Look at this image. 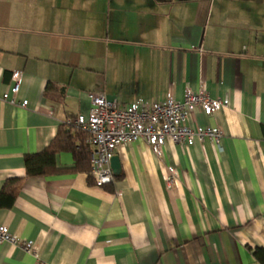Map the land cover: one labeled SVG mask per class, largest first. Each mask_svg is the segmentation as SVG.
<instances>
[{
  "label": "crops",
  "instance_id": "obj_1",
  "mask_svg": "<svg viewBox=\"0 0 264 264\" xmlns=\"http://www.w3.org/2000/svg\"><path fill=\"white\" fill-rule=\"evenodd\" d=\"M14 70L25 107L1 100ZM185 87L230 100L189 118L218 126L221 149L124 143L103 187L70 151L56 154L62 171L25 176L24 156L86 114L89 94L125 105ZM9 178L22 180L0 225L35 253L3 241L0 264H264V0H0V190Z\"/></svg>",
  "mask_w": 264,
  "mask_h": 264
},
{
  "label": "built area",
  "instance_id": "obj_2",
  "mask_svg": "<svg viewBox=\"0 0 264 264\" xmlns=\"http://www.w3.org/2000/svg\"><path fill=\"white\" fill-rule=\"evenodd\" d=\"M199 49V48H198ZM200 50V49H199ZM11 86L2 94L1 100L25 107L27 100H16L22 80V72H11ZM86 114H78L70 124L86 135L91 146L89 176L92 184L103 187L112 183L114 174L110 160L118 145L142 139L157 156L162 155V147L167 140L174 144L190 146L195 141L209 139L221 149L223 132L218 126L189 124L190 114L200 110L211 116L230 105L228 98L212 97L204 88L192 90L185 87L183 98L175 99L168 94L164 100H147L138 97L128 104L120 105L116 99H108L102 93H91ZM165 182L169 187L180 185V172L174 165L166 167ZM7 241L20 245L25 251L34 249L30 241H23L10 234L6 226L0 225V242Z\"/></svg>",
  "mask_w": 264,
  "mask_h": 264
},
{
  "label": "trees",
  "instance_id": "obj_3",
  "mask_svg": "<svg viewBox=\"0 0 264 264\" xmlns=\"http://www.w3.org/2000/svg\"><path fill=\"white\" fill-rule=\"evenodd\" d=\"M65 93L64 87H58L53 83H48L44 96L52 100H62ZM70 124L59 125L56 135L50 143L41 151L26 154L24 156L25 176H43L62 171L56 167V154L60 151H70L74 158V168L87 172L91 168L90 146L86 142V135L73 129ZM75 130V132H74ZM79 139V145L75 140ZM21 178L7 179L0 190V208H9L13 205L15 193ZM262 249H255V254L259 255Z\"/></svg>",
  "mask_w": 264,
  "mask_h": 264
},
{
  "label": "water",
  "instance_id": "obj_4",
  "mask_svg": "<svg viewBox=\"0 0 264 264\" xmlns=\"http://www.w3.org/2000/svg\"><path fill=\"white\" fill-rule=\"evenodd\" d=\"M110 166L111 169L113 171V174H117L120 170V165H119V161H118V157L113 155L111 160H110Z\"/></svg>",
  "mask_w": 264,
  "mask_h": 264
}]
</instances>
